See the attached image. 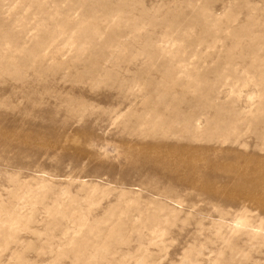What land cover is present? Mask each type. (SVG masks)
Instances as JSON below:
<instances>
[{
  "label": "rangeland",
  "instance_id": "obj_1",
  "mask_svg": "<svg viewBox=\"0 0 264 264\" xmlns=\"http://www.w3.org/2000/svg\"><path fill=\"white\" fill-rule=\"evenodd\" d=\"M0 264H264V0H0Z\"/></svg>",
  "mask_w": 264,
  "mask_h": 264
}]
</instances>
